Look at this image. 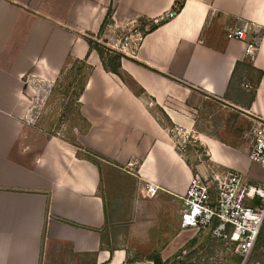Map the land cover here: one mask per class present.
Segmentation results:
<instances>
[{
  "label": "crops",
  "instance_id": "1",
  "mask_svg": "<svg viewBox=\"0 0 264 264\" xmlns=\"http://www.w3.org/2000/svg\"><path fill=\"white\" fill-rule=\"evenodd\" d=\"M110 33L139 38L117 74L90 46ZM26 78L54 83L33 123ZM258 122L264 0H0V264H172L198 238L179 226L195 173L262 183L248 158ZM174 125L205 163L179 156ZM144 181L154 198H139Z\"/></svg>",
  "mask_w": 264,
  "mask_h": 264
},
{
  "label": "built area",
  "instance_id": "2",
  "mask_svg": "<svg viewBox=\"0 0 264 264\" xmlns=\"http://www.w3.org/2000/svg\"><path fill=\"white\" fill-rule=\"evenodd\" d=\"M178 12V6L175 5L165 13V17L171 19ZM110 34L102 45L122 56L131 54L129 45L136 46L139 41L138 37L130 40L125 36ZM256 35L244 46V54L247 57L252 58L258 51L259 30ZM226 37L229 40L241 41L244 40L245 31L228 29ZM25 82L28 87L32 85L34 91L31 115L28 119V122L33 123L40 113V108L48 96L45 93L47 94L51 85L43 80L27 78ZM169 136L179 156L188 159L192 154L198 163L206 162L207 150L190 132L174 125ZM250 137L251 148L248 158L264 174V123L255 124L250 129ZM135 166L136 163L131 161L126 167L133 170ZM138 179L141 181V178ZM137 190L140 199H152L159 188L154 183L144 181ZM179 200L182 205L179 222L181 230L195 232L207 230L215 241L234 245L235 252L242 260L241 264L249 259L264 219V178L260 185H248L233 171L226 172L222 177L210 170L203 178L195 173Z\"/></svg>",
  "mask_w": 264,
  "mask_h": 264
},
{
  "label": "rangeland",
  "instance_id": "3",
  "mask_svg": "<svg viewBox=\"0 0 264 264\" xmlns=\"http://www.w3.org/2000/svg\"><path fill=\"white\" fill-rule=\"evenodd\" d=\"M149 29H151V27H149L148 30ZM100 49L105 65L114 67L117 63V53L104 46H101ZM77 82V89L80 90V80ZM50 84L52 85L50 90L48 89L47 94L45 93V95L48 96L52 91L51 89L54 88V83L52 84L51 82ZM76 90L74 91L76 92ZM197 237L198 238H194L192 243L187 246V252L179 254L180 257L175 258L172 264L189 262L200 264H241L242 260L235 252L234 245L215 241L210 237L207 230L200 231ZM244 264H264V219L254 248L249 259Z\"/></svg>",
  "mask_w": 264,
  "mask_h": 264
},
{
  "label": "trees",
  "instance_id": "4",
  "mask_svg": "<svg viewBox=\"0 0 264 264\" xmlns=\"http://www.w3.org/2000/svg\"><path fill=\"white\" fill-rule=\"evenodd\" d=\"M177 6L180 9L181 5L178 4ZM153 29H155V27H151V29H149V30L151 31ZM90 46L93 47L99 53L101 59H103V56H102V53H101V49H100L101 46L98 45V44H96V43L95 44L90 43ZM116 56H117V63H116V65L114 67H109V66H107V65L104 64L105 65V68H108L114 74H117V69L119 67V60L122 57L119 54H117ZM152 261L154 262V264H161V261H160V259L158 257H154L152 259Z\"/></svg>",
  "mask_w": 264,
  "mask_h": 264
}]
</instances>
